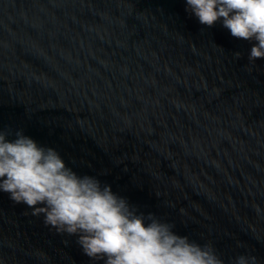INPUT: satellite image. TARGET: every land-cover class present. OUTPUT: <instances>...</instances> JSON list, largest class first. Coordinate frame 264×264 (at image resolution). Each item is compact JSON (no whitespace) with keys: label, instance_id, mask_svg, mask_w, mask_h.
Masks as SVG:
<instances>
[{"label":"water","instance_id":"1","mask_svg":"<svg viewBox=\"0 0 264 264\" xmlns=\"http://www.w3.org/2000/svg\"><path fill=\"white\" fill-rule=\"evenodd\" d=\"M252 43L200 24L185 0H0V129L56 149L224 264H264ZM31 213L0 192V264H103Z\"/></svg>","mask_w":264,"mask_h":264},{"label":"clouds","instance_id":"2","mask_svg":"<svg viewBox=\"0 0 264 264\" xmlns=\"http://www.w3.org/2000/svg\"><path fill=\"white\" fill-rule=\"evenodd\" d=\"M199 23L253 42L248 59H264V0H185ZM237 59L240 53L234 54ZM9 135L14 138L8 139ZM0 192L43 215L58 233L75 236L84 255L103 264H224L211 243L179 235L175 225L137 207L91 175H79L52 147L0 129ZM235 264H248L240 255Z\"/></svg>","mask_w":264,"mask_h":264}]
</instances>
